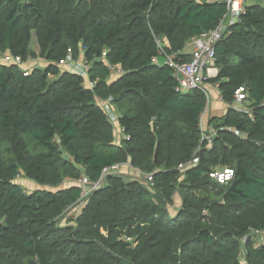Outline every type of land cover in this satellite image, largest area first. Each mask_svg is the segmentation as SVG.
<instances>
[{"label": "trees", "instance_id": "16d2710c", "mask_svg": "<svg viewBox=\"0 0 264 264\" xmlns=\"http://www.w3.org/2000/svg\"><path fill=\"white\" fill-rule=\"evenodd\" d=\"M227 13L226 0H0V57L35 59V38L46 62L0 63V264H242L243 251L247 264H264V245L242 244L251 229L264 232V0L246 4L216 46L217 76L207 83L229 106L210 121L214 145L183 173L207 98L178 91L156 44L162 38L167 53L189 62L186 45ZM241 89L247 111L234 108ZM111 99L120 142L105 109ZM117 166L60 225L84 200L80 186L63 185L98 182ZM224 169L234 170L231 182L210 178ZM20 175L43 189L27 193Z\"/></svg>", "mask_w": 264, "mask_h": 264}, {"label": "built area", "instance_id": "2783aa9c", "mask_svg": "<svg viewBox=\"0 0 264 264\" xmlns=\"http://www.w3.org/2000/svg\"><path fill=\"white\" fill-rule=\"evenodd\" d=\"M245 0H226V4L228 6V13L224 16V18L221 20L219 25L209 31L201 34L200 36H197L190 40V42L186 45V50H189L191 53V61L182 63L181 60H177L175 55L169 54L166 52V43L164 40L160 37L156 38V44L159 49L160 57H163L165 60V65L171 67L174 71V76L178 82V91L183 94H188L192 92L193 90L201 91L206 95L207 98V110L211 105V94L208 90V80L212 78L211 71L216 69L214 68L215 65V54H216V46L217 44L224 39L229 34V29L231 25H233L235 22L239 21L241 16L244 14L245 10ZM159 57V58H160ZM13 63L20 64L22 61L21 59H13L11 57ZM158 58H155L153 61L154 63H158ZM72 60H70L69 65H67L65 68L70 69L71 68ZM214 68V69H213ZM75 70L82 73L84 77H86L87 83L90 87L94 88L95 84L94 82L90 81L88 79V73L87 71H84L83 69H80L79 67H75ZM122 72L115 71L113 75L120 76ZM245 92L243 89L238 91L235 95V105L234 108L238 111H242L239 103H242L245 101ZM111 100L108 101L105 109L106 113L108 115L109 121L114 124L118 125V116L115 112L116 108H114L111 105ZM206 110V111H207ZM200 130H201V141L199 143L198 152H200L205 147H212L214 145L215 139L218 136V131L215 127H213L211 124L202 123L200 124ZM117 131V128H116ZM121 136H117V142H120ZM124 139L129 140L128 137L124 136ZM199 164V158L194 162H189L188 165L184 166L182 165L179 168V171L185 172L186 169L192 165ZM120 167H114V168H105L103 170L102 176L98 182L91 183L87 180L86 177L81 178L78 183L80 188L83 190V198H85L93 193L94 191H98L102 188L104 184V180L111 176L116 174L113 170H118ZM135 172L141 174V171L136 169ZM235 177V172L232 169H224L223 171H216L210 173V178L216 181L217 183L224 185L229 182H231ZM85 179L83 182L82 180ZM146 179H152V175H147ZM88 182H87V181ZM86 184H90V187H87ZM83 201H80L78 204H82ZM205 215L207 213H204ZM255 238L258 239V242H260V245H264V232L251 229L250 233L247 237L243 239L244 243H247L248 238Z\"/></svg>", "mask_w": 264, "mask_h": 264}, {"label": "rangeland", "instance_id": "374dc122", "mask_svg": "<svg viewBox=\"0 0 264 264\" xmlns=\"http://www.w3.org/2000/svg\"><path fill=\"white\" fill-rule=\"evenodd\" d=\"M259 4L262 3V0H259L258 1ZM31 50L33 51V53H35L37 56L35 59H32L26 63H22V61L20 62V66L22 68H24L25 70H28V69H32V68H35L37 66H44L45 65V60L41 57L40 55V50H39V47H38V44H37V40L34 38V40L32 41V45H31ZM82 62V60L80 61ZM0 63L2 64H6V63H11V65H13V61L10 57V55L6 54V55H3L0 57ZM215 68V66H214ZM213 68V69H214ZM211 74H212V77H214V75H216L215 71L212 70L211 71ZM208 90L210 91V88L208 87ZM238 105L242 106L243 109H245L247 111L248 109V104L245 103V102H242V103H239ZM116 128H118V125L116 126ZM121 136V135H120ZM200 141H201V138H200ZM198 149L196 150L195 152V155L194 157L192 158V162H194L196 159H197V154H198ZM191 162V161H190ZM189 163L187 164H184V166L188 165ZM182 166V165H181ZM180 166V167H181ZM179 167V168H180ZM195 167V164H192L189 169ZM188 169V168H187ZM186 169V170H187ZM181 173H183L182 171H180ZM116 175V174H114ZM113 176V175H112ZM85 176H82L81 178H83ZM80 178V179H81ZM79 179V180H80ZM79 180H76V181H67L63 186H71L73 184H76L79 186V183L78 181ZM85 179L82 180V182L84 181ZM88 180V179H87ZM86 180V181H87ZM16 183L20 186H22V188L25 189V191L27 193L29 192H32V191H35L37 189H40L41 187H39L37 184H35L34 182L32 181H29V179H27L24 175H20V178L19 179H16L15 180ZM89 181V180H88ZM87 181V182H88ZM203 183H207V186L206 188H208L209 190H212L214 193H216V195H219L220 194V188L219 186H217L213 181H211L210 179H206V180H203ZM102 184H106V181L104 180V182ZM104 185L102 186V188L104 187ZM87 187H90L91 185L90 184H86ZM192 190L196 191L197 192V187H198V184H192ZM101 188V189H102ZM43 189V188H41ZM49 188H46V190H48ZM100 190V189H99ZM98 190V191H99ZM96 192V191H94ZM195 193V192H193ZM92 194V193H91ZM90 195V194H89ZM88 195V196H89ZM87 199V197L85 198V200ZM84 200V202L82 204H77L74 208L70 209L67 211L66 215L60 220L58 221V223L60 225H62L63 227L69 225V221L71 219H75L77 218V216L81 213L82 209L84 208L85 204H86V201ZM173 209L171 208L170 210V214L171 215H175L177 211L181 210V207H182V198L180 197L179 194H176V196L174 197V201H173V205H172ZM248 239H250L252 241V244L255 245V246H258L260 245L258 242V239H255V238H251L249 237ZM130 241V240H128ZM242 244H243V247L246 245L244 243V241H242ZM242 264H247L246 260H245V253L244 251L242 252Z\"/></svg>", "mask_w": 264, "mask_h": 264}, {"label": "crops", "instance_id": "0c3cea01", "mask_svg": "<svg viewBox=\"0 0 264 264\" xmlns=\"http://www.w3.org/2000/svg\"><path fill=\"white\" fill-rule=\"evenodd\" d=\"M259 0H245V5H254V4H259L258 3ZM263 2V0H262ZM262 4V3H261ZM161 61H163V59H161ZM216 75H214V77L217 76V72H215ZM118 75H113L112 79L114 77H117ZM210 88V94H211V105L208 108L207 111L204 112V114L202 115V123H206V124H210L211 119L213 118H222L228 108V104L225 103L221 97H220V93L218 91V89L216 88V86H211L209 85ZM122 133L121 128L118 126L117 128V136H120Z\"/></svg>", "mask_w": 264, "mask_h": 264}]
</instances>
